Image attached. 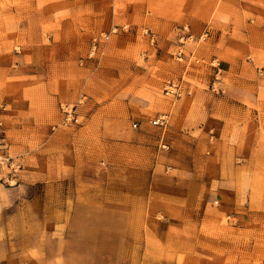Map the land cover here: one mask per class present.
<instances>
[{
	"label": "rangeland",
	"instance_id": "1",
	"mask_svg": "<svg viewBox=\"0 0 264 264\" xmlns=\"http://www.w3.org/2000/svg\"><path fill=\"white\" fill-rule=\"evenodd\" d=\"M263 26L264 0H0V264H264Z\"/></svg>",
	"mask_w": 264,
	"mask_h": 264
},
{
	"label": "crops",
	"instance_id": "2",
	"mask_svg": "<svg viewBox=\"0 0 264 264\" xmlns=\"http://www.w3.org/2000/svg\"><path fill=\"white\" fill-rule=\"evenodd\" d=\"M67 1V0H66ZM114 10L112 11H108L107 13L104 12L103 16L100 17H106V16H110V17H114L113 16ZM136 14V13H134ZM84 15V14H83ZM101 15V14H99ZM225 66V64H224ZM221 72V69H220ZM228 97H230L233 101L235 102L234 104L231 103L228 105L229 111L230 113L235 112L234 114H230L228 115L226 118H224V121L226 123H222V130L220 132L221 137L220 140L218 141V145L217 147L214 148V152L218 157H222V155L224 154V152L227 151V149H231V144H238L239 140H235V135H234V139L230 136V134L225 133V127L228 130H238L240 131L241 129H245V128H250L252 125L255 124V122L253 121L256 118V123L258 122L257 119L261 116L262 117V112L260 111L259 108L261 107V104L259 102L258 97H260V91L258 89H246L242 92L239 93H235L233 92L232 94L228 93ZM250 104V106H249ZM264 109V108H263ZM243 118V119H242ZM210 121V120H209ZM213 121V120H211ZM256 127H259L256 125ZM225 137V139H224ZM243 140V139H242ZM253 142V141H252ZM240 143V142H239ZM228 145V146H226ZM236 150V148H235ZM250 155V154H248ZM250 156H248L249 158ZM244 158V157H242ZM220 197L221 198H228L229 196L220 193ZM238 207H234V211L233 213H228V209H224L226 211H224V214L226 215L227 220L229 221L230 225L232 226H242L244 221L246 220L244 218V214L242 212V214H240L241 212L239 211ZM245 224V223H244ZM181 253H184L183 255ZM179 258H185L186 260H188L186 263L188 264H196V253H191V252H177L176 253ZM205 255L200 259L199 262H197V264H225V260L228 258V254H226L225 252H221L220 256H212V253L209 252L206 254V252L204 253ZM211 259V261L209 260ZM214 259V261H213ZM185 263V264H186Z\"/></svg>",
	"mask_w": 264,
	"mask_h": 264
},
{
	"label": "built area",
	"instance_id": "3",
	"mask_svg": "<svg viewBox=\"0 0 264 264\" xmlns=\"http://www.w3.org/2000/svg\"><path fill=\"white\" fill-rule=\"evenodd\" d=\"M263 28H264V26H263ZM213 89H214V91L221 90V83L220 82H216L213 85ZM164 92L166 93L167 96H172V97L179 98V97H181V95L183 93V90H182V88H181V86L179 84H176V83L173 82V83L168 84L164 88ZM69 115L71 116V114H69ZM168 123H169V119H168L167 115L157 116L152 121V124L154 126L161 127V128H166L168 126ZM134 129H136V130L138 129V124H134ZM2 134H3V124L0 121V150L2 148H6V141L3 138Z\"/></svg>",
	"mask_w": 264,
	"mask_h": 264
}]
</instances>
